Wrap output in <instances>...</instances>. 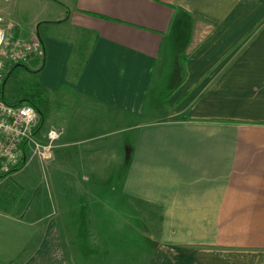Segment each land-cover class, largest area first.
<instances>
[{"label":"crops","instance_id":"1","mask_svg":"<svg viewBox=\"0 0 264 264\" xmlns=\"http://www.w3.org/2000/svg\"><path fill=\"white\" fill-rule=\"evenodd\" d=\"M11 3L4 30L41 40L54 150L87 143L91 169L79 186L65 154L54 163V213L0 207V264L125 263L103 244L112 191L123 226L126 209L148 224L142 264H264V0H69L61 36H23ZM84 30L95 37L74 78Z\"/></svg>","mask_w":264,"mask_h":264},{"label":"rangeland","instance_id":"2","mask_svg":"<svg viewBox=\"0 0 264 264\" xmlns=\"http://www.w3.org/2000/svg\"><path fill=\"white\" fill-rule=\"evenodd\" d=\"M69 0H12L11 8L12 15L9 17L16 22L21 28L23 36L29 32L38 31L44 36H61L68 34L66 27L57 23V20L63 18L67 13V4ZM47 20L53 23H46ZM56 21V22H55ZM177 41V40H176ZM178 40V43H181ZM176 50V49H175ZM51 76V72H48ZM43 131L46 132L50 128H54L53 110L47 112L43 117ZM87 143L69 145L64 148L55 149L53 156H56L54 162L47 164L41 163L36 156H29L31 161L16 172L10 174H2L0 172V207L13 209L11 212L18 216L24 209L27 203L31 202L33 206L38 203L42 204V211L54 213V199L56 193L54 191L53 182V165L64 162L62 157L65 154V164H71L72 170H75L79 186H85L90 179V162L86 158ZM116 160L110 161L109 181L110 185H116V176L118 166ZM118 187V185H116ZM72 193V197L78 200H85L88 194L82 191ZM96 195L98 193H95ZM69 195V193H67ZM106 191L102 193V197L107 196ZM117 191L110 192L111 207L109 211V227L108 239L105 238L103 244L110 249H126L125 263L122 260L121 264H142L145 260L144 252L153 246L152 241L148 238L149 227L142 217L134 216L131 211L126 209L127 224L122 225L119 221V216L123 215L121 210V200ZM88 196V195H87ZM70 197V196H69ZM68 198V197H67ZM69 199V198H68ZM36 209H32L29 214H35ZM23 213V212H22ZM26 217H28V215ZM123 217V216H121ZM138 253H142L138 255ZM111 262L119 263L120 257L112 256Z\"/></svg>","mask_w":264,"mask_h":264},{"label":"built area","instance_id":"3","mask_svg":"<svg viewBox=\"0 0 264 264\" xmlns=\"http://www.w3.org/2000/svg\"><path fill=\"white\" fill-rule=\"evenodd\" d=\"M0 15V87L10 66L29 65L41 58L42 44L38 36L24 40L9 35ZM61 131L50 128L43 131V122L37 110L29 104H8L0 98V172L2 174L23 167L29 156L41 163L53 159V151Z\"/></svg>","mask_w":264,"mask_h":264},{"label":"trees","instance_id":"4","mask_svg":"<svg viewBox=\"0 0 264 264\" xmlns=\"http://www.w3.org/2000/svg\"><path fill=\"white\" fill-rule=\"evenodd\" d=\"M94 37L95 35L91 31L84 30L73 46L69 72L74 78L80 74L88 60ZM38 63L39 59L34 58L29 65L14 64L10 66L0 87V98L8 104L17 105L24 103L33 106L42 121L49 110L50 102L47 90L38 78L39 68L34 69ZM20 168L19 166L6 174H10Z\"/></svg>","mask_w":264,"mask_h":264}]
</instances>
